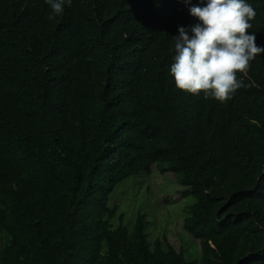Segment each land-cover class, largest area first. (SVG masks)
I'll return each instance as SVG.
<instances>
[{"label":"trees","instance_id":"1","mask_svg":"<svg viewBox=\"0 0 264 264\" xmlns=\"http://www.w3.org/2000/svg\"><path fill=\"white\" fill-rule=\"evenodd\" d=\"M198 0H192L196 4ZM248 30L264 45V0ZM0 0V264H264V54L224 101L170 74L184 0ZM170 176L186 257L111 205L123 181Z\"/></svg>","mask_w":264,"mask_h":264},{"label":"clouds","instance_id":"2","mask_svg":"<svg viewBox=\"0 0 264 264\" xmlns=\"http://www.w3.org/2000/svg\"><path fill=\"white\" fill-rule=\"evenodd\" d=\"M195 25L178 26L170 74L179 89L224 101L243 86L237 73L264 54L255 32L248 31L256 10L248 0H184ZM49 20L62 15L72 0H45Z\"/></svg>","mask_w":264,"mask_h":264},{"label":"rangeland","instance_id":"3","mask_svg":"<svg viewBox=\"0 0 264 264\" xmlns=\"http://www.w3.org/2000/svg\"><path fill=\"white\" fill-rule=\"evenodd\" d=\"M179 187L170 176L158 172L142 173L118 185L111 195V205L118 206L125 214L126 223L132 229L140 213L149 221L147 233L150 240L164 234L177 247H185L186 257L200 255V243L184 229L183 208L193 199H180Z\"/></svg>","mask_w":264,"mask_h":264}]
</instances>
